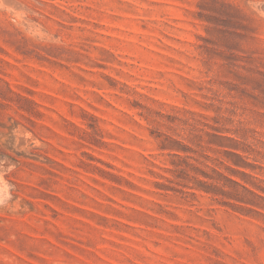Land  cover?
<instances>
[{"label": "rangeland", "instance_id": "374dc122", "mask_svg": "<svg viewBox=\"0 0 264 264\" xmlns=\"http://www.w3.org/2000/svg\"><path fill=\"white\" fill-rule=\"evenodd\" d=\"M0 264H264V0H0Z\"/></svg>", "mask_w": 264, "mask_h": 264}]
</instances>
